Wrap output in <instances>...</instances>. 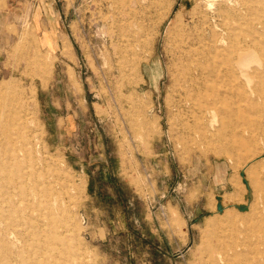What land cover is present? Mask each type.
I'll list each match as a JSON object with an SVG mask.
<instances>
[{"label":"rangeland","instance_id":"1","mask_svg":"<svg viewBox=\"0 0 264 264\" xmlns=\"http://www.w3.org/2000/svg\"><path fill=\"white\" fill-rule=\"evenodd\" d=\"M258 2L0 0V264H218L222 229L252 243L229 264H264ZM38 21L64 33L57 53ZM187 35L217 42L198 76L203 106L236 108L208 118L209 134L201 113L184 130L174 106Z\"/></svg>","mask_w":264,"mask_h":264},{"label":"bare ground","instance_id":"2","mask_svg":"<svg viewBox=\"0 0 264 264\" xmlns=\"http://www.w3.org/2000/svg\"><path fill=\"white\" fill-rule=\"evenodd\" d=\"M257 1V0H256ZM259 2L256 4V7H257V11H259L261 14H263L264 15V4H262V1H264V0H258ZM251 2H253V1H251ZM254 9V8H253ZM251 10V9H250ZM256 11V10H255ZM251 12V11H250ZM252 13V12H251ZM255 14H257V12L255 13ZM254 15V14H253ZM209 21V20H208ZM225 21V20H224ZM256 22H257V19L255 20ZM252 22H253V20H252ZM251 22V23H252ZM178 23V22H177ZM205 23V22H204ZM254 23V22H253ZM182 25H184V24H182ZM254 25V24H253ZM262 25H264V24H262ZM174 27V26H173ZM180 26H178V28H179ZM196 27V26H195ZM252 28H253V26H252ZM170 29H171V27H170ZM183 29V28H182ZM200 29V28H199ZM204 29V28H203ZM239 29V28H238ZM180 30V29H179ZM181 31V30H180ZM183 31V30H182ZM205 31V30H204ZM184 32V31H183ZM199 32V31H198ZM178 33V32H177ZM180 33V32H179ZM184 34V33H183ZM240 34V33H239ZM178 35V34H177ZM180 35V34H179ZM204 35V34H203ZM181 36V35H180ZM188 36V35H187ZM197 36V35H196ZM183 37V36H182ZM175 38V37H174ZM177 39V38H176ZM199 39V38H198ZM201 39V38H200ZM202 40V39H201ZM207 40V39H206ZM205 40V41H206ZM179 41V40H178ZM185 40H183L182 42H184ZM237 41V40H236ZM239 41V40H238ZM177 43H179V42H177ZM176 43V44H177ZM199 43V42H198ZM181 44V43H180ZM184 44V43H183ZM237 44H239V42H237ZM200 46L198 47L197 46V42H192L191 40H189V36H188V40H186V42H185V45H184V47H180V45H179V49H178V53H179V55H180V62H179V66H178V69H176V73H174L173 75H174V82H175V87H174V89H175V99H174V106H175V108L177 109V112H178V116H179V120H180V122H181V124H182V126H183V128H184V130H189L192 126H190V122H191V120H193L194 122H196V120L199 118V115H198V113L200 114H202L203 115V118L201 117V119H204V128H205V130H204V132H207L206 130V128H207V124H208V122H207V120H208V118L209 119H215V120H220V118H219V114H220V112L222 111L221 109L220 110H218L217 108H208L207 109V107L205 108L204 106H203V103H202V94L200 95V84H199V82H198V76H199V74L201 73V72H203L204 71V69H205V66H206V64H207V62L208 61H210V60H212V48H214V49H217L218 47H217V42H216V40H214L213 42H212V44H199ZM176 46V45H175ZM178 46V45H177ZM195 47V46H197L198 48H192V47ZM228 46H230V45H228ZM234 46H235V44H234ZM233 46V47H234ZM174 47V46H173ZM231 48H232V44H231V46H230ZM223 48V47H222ZM227 48V47H226ZM231 48H229L230 50H231ZM221 50V49H220ZM224 50V49H223ZM233 51V50H232ZM238 51V50H237ZM261 51V50H260ZM176 52V51H175ZM176 52V53H177ZM226 53H227V50L225 51ZM239 52V51H238ZM174 53V52H173ZM221 53V52H220ZM237 53V52H236ZM252 53V52H251ZM215 54V53H214ZM218 54V53H217ZM224 54V53H223ZM229 54H231V53H229ZM221 55V54H220ZM225 55V54H224ZM219 56V55H218ZM226 56V55H225ZM232 56V55H231ZM214 57H215V55H214ZM227 57L228 56H226V59H227ZM178 58V57H177ZM216 58V57H215ZM229 58V57H228ZM234 58V57H233ZM250 58H251V56H250ZM225 59V60H226ZM247 60H248V58H246ZM245 61L246 63H248V61ZM252 60H253V57H252ZM219 61V60H218ZM217 61V62H218ZM227 61V60H226ZM244 61V60H243ZM212 61H210V63H211ZM216 62V63H217ZM222 62L223 61H221L220 62V64H222ZM232 62V61H231ZM230 62V63H231ZM235 62V61H234ZM226 63V62H225ZM233 63V62H232ZM250 63H251V60H250V62H249V65H250ZM219 64V65H220ZM174 65H175V63H174ZM213 65V64H212ZM216 65H218V64H216ZM218 65V66H219ZM232 65V64H231ZM233 65H234V63H233ZM235 66V65H234ZM175 67V66H174ZM247 67V66H246ZM246 67H244L245 69H246ZM215 68V67H214ZM242 69H243V67H242ZM248 69V68H247ZM171 70V69H170ZM233 70H234V67H233ZM224 71H225V69H224ZM238 71V70H237ZM173 72V71H172ZM213 72V71H212ZM211 72V73H212ZM171 73V72H170ZM214 73V72H213ZM212 73V74H213ZM238 73H239V71H238ZM252 73V72H251ZM211 74V75H212ZM246 74V73H245ZM231 75H233V72H232V74ZM234 75H235V72H234ZM238 75V74H237ZM251 75V74H250ZM207 77V76H206ZM231 77H233V76H231ZM239 77V76H238ZM237 76H236V78H238ZM252 77V76H251ZM227 78V77H226ZM235 78V79H236ZM222 79V78H221ZM239 79V78H238ZM221 82V81H220ZM227 82V81H226ZM239 82V81H238ZM217 84V83H216ZM203 85V84H202ZM223 85V83L221 84V86ZM230 85V84H229ZM237 85V84H236ZM235 85V86H236ZM243 85H244V83H243ZM226 86V85H225ZM234 86V87H235ZM239 86H240V82H239ZM239 86H238V88H239ZM246 86V85H245ZM245 86H244V88H245ZM217 87H218V85H217ZM230 87H232V85L230 86ZM241 87H243V86H241ZM205 88V87H204ZM213 88V87H212ZM223 88H224V86H223ZM242 89V88H241ZM209 90V89H208ZM225 90V89H224ZM229 90V89H228ZM227 90V91H228ZM232 90H233V88H232ZM237 90V89H236ZM205 91V90H204ZM235 91V90H234ZM244 91H246V90H244ZM243 90L241 91V92H239L238 94H241L242 92H244ZM11 92H12V90H11ZM206 92V91H205ZM212 92V91H211ZM215 92V91H214ZM221 91H219L218 92V94L220 93ZM224 92V91H223ZM237 92V91H236ZM228 93V92H227ZM249 93V92H248ZM10 94V93H9ZM209 94H211V93H209ZM215 94H216V92H215ZM217 94V95H218ZM225 94V93H224ZM234 94V93H233ZM244 94V93H243ZM263 94V93H262ZM6 95H7V93H6ZM227 95V94H226ZM230 96H231V98H232V95L231 94H229ZM228 95V96H229ZM237 95V94H236ZM246 95H247V93H246ZM214 96H216V95H214ZM221 96H222V94H221ZM224 96V95H223ZM223 96L221 97V98H223ZM227 96V97H228ZM229 96V97H230ZM208 97H211V96H208ZM234 97H235V94H234ZM238 97H240V96H238ZM242 97H243V95H242ZM245 97V96H244ZM243 97V98H244ZM248 97V96H247ZM258 97V96H257ZM215 98H218V97H215ZM256 98V97H255ZM173 99V98H172ZM214 98L212 97V99L211 100H213ZM233 99V98H232ZM245 99V98H244ZM247 99V98H246ZM217 100V99H216ZM219 100V99H218ZM221 100V99H220ZM238 100H240V99H238ZM257 100V99H256ZM205 101H207V100H205ZM222 101V100H221ZM223 101H224V99H223ZM227 101V100H226ZM229 101V100H228ZM235 101V100H234ZM254 101V100H253ZM217 102V101H216ZM239 101H237V103H238ZM241 102H246V101H241ZM208 103V102H207ZM215 103V102H214ZM228 103V102H227ZM213 104V103H212ZM216 104H218V102L216 103ZM222 104H224L223 102H221V105ZM215 104H213V106H214ZM235 105V104H234ZM216 106V105H215ZM241 106V103H240V105H239V107ZM217 107V106H216ZM235 107H237V106H235ZM229 109H225L223 112H221V114L223 113L224 115H225V117L226 116H234L233 114H234V111L236 110V108L234 109V107H233V105L230 103L229 104V107H228ZM241 108V107H240ZM239 108V109H240ZM244 108H245V106H244ZM264 108V107H263ZM261 109V108H260ZM251 110V109H250ZM249 109H248V111L249 112H252V111H250ZM255 110V109H254ZM233 111V112H232ZM241 111H243V110H241ZM256 111V110H255ZM254 111V112H255ZM175 112V111H174ZM246 112V111H245ZM240 113H242V112H240ZM210 115V116H209ZM245 115H247V114H245ZM244 117V116H243ZM241 120H243L242 119V115H241ZM244 118H247V116L246 117H244ZM2 119V117L0 118V120ZM19 119V118H18ZM257 119V118H256ZM17 120V119H16ZM227 120H229V119H227ZM232 120H233V118H232ZM249 120V119H248ZM254 120V119H253ZM221 121V120H220ZM225 121V120H224ZM239 121H240V119H239ZM18 122V121H17ZM234 122V121H233ZM238 122V121H237ZM241 122V121H240ZM239 122V123H240ZM243 122V121H242ZM247 122H249V121H247ZM253 122H255V120L253 121ZM252 122V123H253ZM228 123V122H227ZM14 124V123H13ZM20 124V123H19ZM229 124H231V123H229ZM247 124V123H246ZM249 124V123H248ZM251 124V123H250ZM240 125H241V123H240ZM18 126H20V125H18ZM196 127V126H195ZM195 127L193 126V129H195ZM238 127V126H237ZM197 128V127H196ZM200 128H201V125H200ZM210 128V127H209ZM236 128V127H235ZM198 129H199V125H198ZM224 129V128H223ZM222 129V130H223ZM5 130V129H4ZM183 130V131H184ZM230 130V129H229ZM236 130V129H235ZM194 131V133H195V130H193ZM225 131H226V128H225ZM231 131V130H230ZM196 132H198L197 130H196ZM201 132V131H200ZM203 132V131H202ZM193 133V134H194ZM208 133V132H207ZM190 134V133H189ZM192 134V133H191ZM192 134V135H193ZM209 134V133H208ZM220 134H223V132L222 133H220ZM227 134V133H226ZM226 134H223L222 136L223 137H225L226 138ZM230 134V133H229ZM229 134H228V136H229ZM3 135V134H2ZM2 135H0L1 137H2V140H3V136ZM186 135V134H185ZM184 135V136H185ZM196 135V134H195ZM211 135H213V138H214V133L213 134H211ZM207 136V135H206ZM221 136V135H220ZM220 136H218V137H220ZM183 137V136H182ZM186 137H188V135L186 136ZM190 137H194V135L193 136H190ZM204 137V136H203ZM208 137H210V136H208ZM208 137H205V139L206 138H208ZM194 138H197V137H194ZM194 138H193V140H194ZM240 139H241V137H239ZM246 138H248V137H246ZM17 139V138H16ZM185 139V138H184ZM184 139H183V141H184ZM210 139V138H209ZM208 139V140H209ZM218 139V138H217ZM216 139V140H217ZM2 140H1V142H2ZM189 140V139H188ZM210 140H212V139H210ZM215 140V139H214ZM7 141H8V139H7ZM186 141V140H185ZM197 141H198V139H197ZM222 141V140H221ZM225 141V140H224ZM230 141L231 140H229V144H230ZM0 142V143H1ZM186 142H188V141H186ZM190 142V144H191V140L189 141ZM196 142V141H195ZM201 142V141H200ZM199 142V143H200ZM207 142V141H206ZM208 142H210V141H208ZM213 142V141H212ZM215 142V141H214ZM220 142V141H219ZM223 142V141H222ZM8 143V142H7ZM9 143H10V141H9ZM18 143V142H17ZM197 144H198V146H199V143L198 142H196ZM224 143V142H223ZM222 143V144H223ZM196 144V145H197ZM203 144H204V141H203ZM207 144H210V145H212L211 143H207ZM215 144V143H214ZM213 144V145H214ZM221 144V143H220ZM227 144V143H226ZM250 144V143H249ZM3 145V144H2ZM16 145V144H15ZM185 145H187V144H185ZM8 146V145H7ZM188 146V145H187ZM187 146H185V148L187 147ZM200 147V146H199ZM223 147V146H222ZM240 147V146H239ZM190 148H191V146H190ZM193 148V147H192ZM226 148V147H225ZM228 149L230 150L231 148H229L228 147ZM237 149V148H236ZM250 149V148H249ZM15 150V149H14ZM231 151H232V149H231ZM6 152V151H5ZM225 152V151H224ZM261 152V151H260ZM260 152H257V153H260ZM228 153H229V151H228ZM256 153V154H257ZM230 154H232V153H230ZM4 155H5V153H4ZM6 155H8V154H6ZM255 156V155H254ZM253 156V157H254ZM5 157H7V156H5ZM11 157V156H10ZM252 157V158H253ZM262 157V156H261ZM264 157V156H263ZM241 158V157H240ZM6 159V158H5ZM4 159V160H5ZM14 159V158H13ZM244 159V158H243ZM256 160H258L259 161V158H253L252 159V163L250 162L249 163V161H248V163H246V164H248V166L250 165V164H253V163H255V161ZM260 161H261V159H260ZM259 161V162H260ZM3 163V162H2ZM243 163V162H242ZM258 163V162H257ZM263 164V163H262ZM258 165H259V163H258ZM246 167V166H245ZM255 167V166H254ZM253 167V168H254ZM247 169H249V168H247ZM247 173V172H246ZM16 192V191H15ZM250 192V191H249ZM238 198V197H237ZM244 201V200H243ZM242 201V202H243ZM234 204V203H233ZM239 206L241 207V209H247V208H250L251 206L250 205H248L247 203H245V204H242V205H240L239 204ZM223 207V206H222ZM227 207V206H226ZM254 209V208H253ZM223 210H224V208H223ZM220 211V210H219ZM52 212V211H51ZM54 212V211H53ZM220 212H222V211H220ZM253 214V213H252ZM218 215H219V213H218ZM244 215V214H243ZM253 215H255V214H253ZM253 215H252V217H253ZM217 217V216H216ZM258 217V216H257ZM264 217V215L261 217V218H263ZM262 220V219H261ZM215 221V220H214ZM260 221V220H259ZM220 224H222L221 222H219ZM264 224V223H263ZM261 225V224H260ZM219 227V226H218ZM222 227V226H221ZM263 228H264V226H263ZM231 230H234V227L233 228H231ZM245 231V230H244ZM220 232V235H218V239H219V244L217 245V246H215V248H213V250H214V252H213V255H212V258H210V259H213V263H218V264H220V262L221 261H223L225 264H229L230 263V260H231V257L233 256V255H238L239 253H240V251L241 250H239L238 248L239 247H243L244 248V250H245V248L246 249H249V247L251 246V244L252 243H250V242H248V240L246 241V240H243V241H240V236H239V231H233V233H232V237H231V240L229 241L228 239H226L227 237H228V235L224 232V230L222 229L221 231H219ZM238 235V237L237 238H235L236 236ZM217 241V240H216ZM45 243V242H44ZM261 244L263 245V248H259V250L257 249V253H259V256L258 257H256V261L257 262H259V263H263L264 262V240H263V242H261ZM38 245V244H37ZM35 246V245H34ZM66 246V245H65ZM208 246V245H207ZM67 247V246H66ZM70 247V246H69ZM211 247V246H210ZM259 247V246H258ZM79 248V247H78ZM50 249V248H49ZM211 249V248H210ZM69 250V249H68ZM207 250V249H206ZM33 251V250H32ZM80 251H82V250H80ZM76 252V251H75ZM208 252V251H207ZM75 254V253H74ZM76 255V254H75ZM81 255V254H80ZM208 255V254H207ZM209 256V255H208ZM248 257V256H247ZM67 259V258H66ZM255 264V263H254Z\"/></svg>","mask_w":264,"mask_h":264},{"label":"crops","instance_id":"3","mask_svg":"<svg viewBox=\"0 0 264 264\" xmlns=\"http://www.w3.org/2000/svg\"><path fill=\"white\" fill-rule=\"evenodd\" d=\"M52 4H55L54 1H52ZM39 27H40V31H41V38H42V42L44 45V48L57 53L58 51H60V48L63 45V37L65 36L63 32L55 31L52 28H44L43 27V22L42 21H38L37 22ZM51 25H54V21L52 20Z\"/></svg>","mask_w":264,"mask_h":264}]
</instances>
